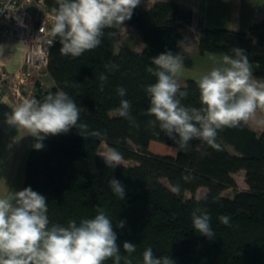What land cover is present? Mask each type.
I'll use <instances>...</instances> for the list:
<instances>
[{"label": "trees", "instance_id": "trees-1", "mask_svg": "<svg viewBox=\"0 0 264 264\" xmlns=\"http://www.w3.org/2000/svg\"><path fill=\"white\" fill-rule=\"evenodd\" d=\"M43 3L54 14L56 0ZM191 23L190 10L165 0L147 9L139 4L131 19L124 22L137 31L141 51L117 46L121 29H106L97 48L76 58L60 53L56 37L49 47L46 66L53 82L47 89L36 82L32 98L43 101L49 93L66 92L82 107L79 122L104 135L85 138L73 127L66 134L46 137L41 150L34 149L33 138L23 188L30 186L46 197L49 226L66 227L70 220L79 224L82 219L94 218L97 207L103 208L113 222L120 255L128 256L123 242L136 245L129 257L132 264H143V252L148 247L157 258L168 256L174 264H264V131L258 133L242 123L238 128L218 130V149L193 139L186 151H177L163 131L148 125L154 117L146 114L150 103L144 88L156 78L146 69L154 67L151 58L160 53H179V43L186 42L182 29ZM233 48L243 49L250 63L264 65V20L253 23L248 32L225 28H202L198 32L201 54L231 56ZM110 63L118 69L106 68ZM254 75L264 82V72ZM196 81L188 78L180 87L188 91L182 103L198 108ZM120 86L127 91L123 99L131 102V115L138 128L117 113L111 114L121 100L116 92ZM102 142L136 164L107 167L99 151ZM240 170H244L245 190H237L232 176ZM187 174L194 179L184 181L182 176ZM113 178L125 187L123 200L108 186ZM177 184L180 191L173 193L171 189ZM200 187L207 191L196 198ZM228 189L235 191L232 197L226 196ZM185 192L191 197H185ZM197 208L206 209L211 217L215 233L211 240L193 228L191 213ZM221 215L230 217L231 226L220 223ZM119 220L125 221L123 228L115 227ZM104 264H114V260Z\"/></svg>", "mask_w": 264, "mask_h": 264}, {"label": "clouds", "instance_id": "clouds-1", "mask_svg": "<svg viewBox=\"0 0 264 264\" xmlns=\"http://www.w3.org/2000/svg\"><path fill=\"white\" fill-rule=\"evenodd\" d=\"M56 3L58 7L53 9L50 30L53 39L48 43L52 46L59 37L60 53L76 58L97 48L106 29H122L140 0H56ZM43 27L44 24L41 30ZM179 46L184 47L183 42ZM232 52L231 56L223 55L222 66L213 67L196 81L201 104L198 108L182 103L188 96V91L181 90L178 83L184 56L165 51L151 58L154 67L146 70L156 82L144 88L150 103L146 114L154 117L148 125L163 131L177 151H186L193 139L218 149V130L238 128L251 120L258 109L264 111V82L253 79L250 61L243 49L233 48ZM105 67L116 70L119 66L110 63ZM116 92L121 100L115 112L138 128L131 115V102L123 99L126 89L120 86ZM81 111L82 107L61 90L47 94L43 101L23 99L7 115V123L25 129L34 137L36 150L43 149L42 141L49 135L66 134L73 127L85 138L104 135L100 131H90L87 124L79 122ZM256 123L264 125V120ZM101 156L109 168L123 164L124 157L116 148L108 147ZM182 179L190 182L194 177L187 174ZM108 186L119 199H124L125 187L119 180L110 179ZM171 190L179 193L180 185H174ZM47 212L46 197L30 186L0 196V264H104L110 258L114 264H121V260L124 264H132L129 257L136 251V245L123 242L128 256L120 255L113 222L103 208H96L94 218L82 219L79 224L70 220L66 227L49 226ZM191 216L193 228L213 239L215 233L208 211L197 208ZM219 221L231 226L228 215H221ZM124 226L123 220L115 224L117 228ZM143 264H174V261L168 256L157 258L148 247L143 252Z\"/></svg>", "mask_w": 264, "mask_h": 264}, {"label": "crops", "instance_id": "crops-1", "mask_svg": "<svg viewBox=\"0 0 264 264\" xmlns=\"http://www.w3.org/2000/svg\"><path fill=\"white\" fill-rule=\"evenodd\" d=\"M156 1L165 0H140V4L143 8L147 9ZM173 1L177 2L182 8L192 12L191 26L182 29L186 42L183 43L184 47H179V53L184 56V62H196L195 67H202L200 71L195 70V75H191L193 77H179L178 83L180 86L184 85L188 78L198 80L200 78L199 75L202 77L213 67L222 66L223 55L199 53L198 32L200 29L225 28L248 32L253 23L264 20V0ZM26 6L25 4L24 8L29 13ZM127 27H130V30L132 29L137 34V31L130 25H124L122 29ZM138 45V47L137 45L134 46L133 50L141 51L143 49L141 42ZM24 51V46H21L15 40L1 41L0 67L9 73L20 70L23 63ZM186 63H184V68L188 66ZM250 67L252 69L253 79L259 80L255 77L254 72H264V65L250 63ZM19 103L14 100V97L10 99L5 94H2V88H0V196H6L12 191H20L23 189L24 171L22 169L24 168L25 170V160H27L28 153L33 144L34 137L28 134L25 129L7 123V115H10L12 109ZM258 120H264V111L259 109L255 116L245 124L260 133L264 131V125L257 124L256 121ZM18 169L19 173L16 174L15 170ZM240 171L244 173V170ZM14 175H17L16 180L13 179Z\"/></svg>", "mask_w": 264, "mask_h": 264}, {"label": "built area", "instance_id": "built-area-1", "mask_svg": "<svg viewBox=\"0 0 264 264\" xmlns=\"http://www.w3.org/2000/svg\"><path fill=\"white\" fill-rule=\"evenodd\" d=\"M32 2L37 5L36 13L40 20L37 26L29 22L30 15L24 8L25 4ZM45 10L43 0H0V42L15 40L25 48L24 66L17 77L19 83H25L26 79L35 75L40 76L46 70L51 46L48 41L53 39L50 30L54 14ZM3 79L0 74V88ZM16 91L19 93L18 88Z\"/></svg>", "mask_w": 264, "mask_h": 264}, {"label": "rangeland", "instance_id": "rangeland-1", "mask_svg": "<svg viewBox=\"0 0 264 264\" xmlns=\"http://www.w3.org/2000/svg\"><path fill=\"white\" fill-rule=\"evenodd\" d=\"M26 5H27L26 9L30 13L29 14L30 15L29 22L31 24L37 26L39 24L40 20H39V17L37 15V13H36L37 12L36 11V7H37L36 3L32 2V3L26 4ZM45 9H46L45 11H47L46 7H45ZM137 34L132 29L130 30V27L122 29L120 31V39L117 42V46L118 47L127 46L128 48H132V49H134V46H136V45L138 47L139 46L138 44L141 41H140L139 36ZM141 45H143L142 42H141ZM184 63H186V62H184ZM186 64L188 66L186 68H183L182 74L180 76L182 78H184V77H193L191 75H195V70L196 71H200L201 68H202L201 66L195 67L196 62L191 63V62L188 61V63H186ZM197 65H201V64H197ZM23 66H24V58H23L22 67L20 68V70H18L16 72L9 73V72L3 70V68L0 67V74L4 78L3 79V84H2V94H5L10 99H12L14 97V100H16V102H20V103L25 98H32L33 97L34 92L36 91V82H38L40 84V87L42 89L49 88L51 86V84H52L51 82H53L52 79L50 78V76L48 75L47 71L45 70V71L42 72V74L40 76H36L35 75V77L26 79L25 83H19L17 77L20 76V71L22 70ZM201 75H203V74H201ZM199 77H201V76L199 75ZM16 88H18V92L20 94L17 93ZM111 114L114 115V114H116V112H111ZM107 148H108V146L106 145V143L102 142L100 144V147H99L100 153L103 154L107 150ZM227 149L230 152H232V153H236L234 151L233 147H231L230 145H227ZM135 164H136V162L133 161V160H125L124 159L123 160V164H121V165L133 166ZM22 170L24 171V168ZM15 172H16V174H18L19 173V169L15 170ZM23 174H24V172H23ZM232 176H233L234 180L236 181L237 190H245V189H247V184H246L245 179H244V173L242 171H238V172L232 174ZM13 179L16 180L17 179V175H14ZM15 185H16V183H15ZM21 187H22V185H21ZM206 191H207V189L205 187H200L196 191L195 197L196 198L201 197L202 195H204V193H206ZM234 192H235L234 190L228 189L226 191V196L232 197ZM185 197L189 198V197H191V194L189 192H185Z\"/></svg>", "mask_w": 264, "mask_h": 264}]
</instances>
